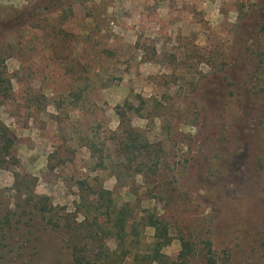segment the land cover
Wrapping results in <instances>:
<instances>
[{"label": "rangeland", "instance_id": "obj_1", "mask_svg": "<svg viewBox=\"0 0 264 264\" xmlns=\"http://www.w3.org/2000/svg\"><path fill=\"white\" fill-rule=\"evenodd\" d=\"M263 27L264 0H0L15 157L0 168V264H72L14 173L73 215L96 177L131 207L137 247L167 225L166 264H264ZM120 110L147 144L142 173L119 151Z\"/></svg>", "mask_w": 264, "mask_h": 264}, {"label": "trees", "instance_id": "obj_2", "mask_svg": "<svg viewBox=\"0 0 264 264\" xmlns=\"http://www.w3.org/2000/svg\"><path fill=\"white\" fill-rule=\"evenodd\" d=\"M30 14V13H26ZM264 28V27H263ZM2 56V53H0ZM11 82L4 68V58L0 59V99L8 98L11 93ZM121 134L119 151L128 161L137 160V173L144 171L142 161L147 151V144L140 142L139 133L130 125L126 112L120 110ZM14 137L0 120V168H7L15 160L12 154ZM94 146V145H93ZM128 169V168H127ZM15 189L20 195H25V205L50 229L61 232L62 242L69 252L72 264H121L123 259L132 255L134 264H166L162 261V246L169 243L167 225L159 219H154L151 226L155 229V237L160 240L157 247L141 245L134 241L132 234H136L134 227L131 237L128 231L131 217V207L128 202L121 201L113 196L112 190L104 188L96 177L93 183L86 180L79 182L78 211L62 213L53 205L46 194H37L34 191V179L31 180L14 173ZM79 218V219H78ZM12 218L4 215L0 218V234L9 229ZM114 241L117 247L112 250L108 243ZM182 248L180 257L186 259L192 248L181 238ZM206 244L209 246L210 241ZM206 257V256H205ZM208 264H215L211 258L206 259Z\"/></svg>", "mask_w": 264, "mask_h": 264}]
</instances>
